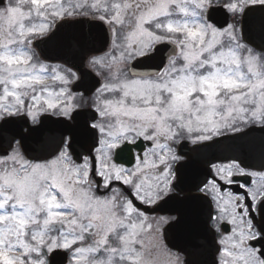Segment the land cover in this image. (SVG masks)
<instances>
[{"label":"snow or ice","instance_id":"6c2138e0","mask_svg":"<svg viewBox=\"0 0 264 264\" xmlns=\"http://www.w3.org/2000/svg\"><path fill=\"white\" fill-rule=\"evenodd\" d=\"M0 264H264V0H0Z\"/></svg>","mask_w":264,"mask_h":264},{"label":"flooded vegetation","instance_id":"af4514ba","mask_svg":"<svg viewBox=\"0 0 264 264\" xmlns=\"http://www.w3.org/2000/svg\"><path fill=\"white\" fill-rule=\"evenodd\" d=\"M96 23L99 24L100 22L97 21ZM103 29H104V31H103V36H104V38H105V36H108V33H107V26L104 25V26H103ZM102 42H103V40L100 41V42H98V43H97V47H100V44H102ZM106 50H107V47H106V49H105L104 51H106ZM49 51H50V47H49V46H41L40 48H37V52H38V53H40V52L48 53ZM102 52H103V51H102ZM102 52H99V53H97V54H101ZM167 52H168V47L166 48L164 54H167ZM41 58L43 59V56H42ZM53 62H55V61H53ZM260 135H261V134H260L259 132H256V133H254L253 135H250V136L258 140V139L260 138ZM255 157H256V158L252 159L250 162L253 163V164H257V165L260 164V163H261V159H260V157H259L258 155H256Z\"/></svg>","mask_w":264,"mask_h":264},{"label":"water","instance_id":"95a60500","mask_svg":"<svg viewBox=\"0 0 264 264\" xmlns=\"http://www.w3.org/2000/svg\"><path fill=\"white\" fill-rule=\"evenodd\" d=\"M107 45H108V39H107V36H105V38L103 39L102 44H100V47H98V48L100 49V52L104 51V50L106 49ZM169 48H171V45L168 46V49H169ZM165 50H166V48L163 49V53L165 52ZM138 70H140V69H138ZM255 133H256V132H255ZM253 134H254V133H251L250 135H253ZM254 158H256V157H254ZM254 158H253V159H254ZM171 240H172L173 243L180 242V241H179V238L176 237V236H172V237H171Z\"/></svg>","mask_w":264,"mask_h":264}]
</instances>
